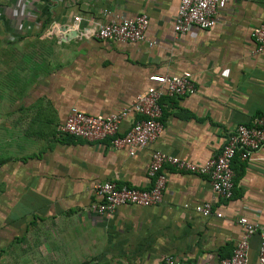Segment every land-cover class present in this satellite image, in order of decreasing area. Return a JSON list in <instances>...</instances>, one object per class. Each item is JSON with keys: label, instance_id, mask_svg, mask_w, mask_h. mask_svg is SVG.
Returning <instances> with one entry per match:
<instances>
[{"label": "crops", "instance_id": "obj_1", "mask_svg": "<svg viewBox=\"0 0 264 264\" xmlns=\"http://www.w3.org/2000/svg\"><path fill=\"white\" fill-rule=\"evenodd\" d=\"M179 2L0 0V262L23 260L31 244L54 257L66 252L72 264H164L166 257L219 264L242 235L239 218L264 224V144L248 160L234 158L231 200L217 197L208 178L166 167L159 205H125L112 215L89 208L96 183L147 189L154 151L202 164L236 127L263 114L264 52L250 34L264 24V0H228L213 28L185 35L173 30ZM138 15L148 17L155 46L93 36L110 18ZM185 72L192 93L161 99L163 131L132 157L108 140L58 132L72 108L117 113L157 86L155 78ZM138 119L127 113L120 133ZM205 203L222 217L196 213ZM248 245V264H258L259 236Z\"/></svg>", "mask_w": 264, "mask_h": 264}, {"label": "built area", "instance_id": "obj_2", "mask_svg": "<svg viewBox=\"0 0 264 264\" xmlns=\"http://www.w3.org/2000/svg\"><path fill=\"white\" fill-rule=\"evenodd\" d=\"M227 2L228 0H180L173 24L174 32L185 35L191 28L200 30L213 28ZM103 15L108 16L110 12L104 10ZM74 21L79 22L80 18L75 17ZM147 27L146 15L133 18L113 17L97 25L93 36L101 41L124 44L147 42L148 46H155L156 42L149 41L146 37ZM250 37L256 43V51L264 52V24L253 28ZM154 80L157 86L147 88L135 97L130 107L117 113L91 116L77 108H72L64 123L58 128V132L87 142L108 140L110 148L125 149L129 156H134L137 150L151 145L163 131L161 99L163 97L181 98L193 91L192 78L188 72L178 76H160ZM130 112L139 116V119L121 134L122 118ZM263 144L264 111L253 120L252 126L236 127L228 135L219 153L202 164H193L160 151H154L147 169L150 183L147 189L117 187L111 182L96 183L93 186V193L97 201L89 208L98 215H112L117 208L125 205L143 208L159 205L167 184L166 167L208 178L217 197L231 200L234 176L231 165L234 158L248 160L250 155L259 150ZM194 210L204 218L211 215H215L218 219L222 217L220 213L211 212L210 203L198 205ZM237 224L242 229V235L231 257L222 260L219 264H248V243L253 235H258L261 240L257 263L264 264V224H252L244 217L239 218ZM163 262L164 264H186L172 257L164 258Z\"/></svg>", "mask_w": 264, "mask_h": 264}, {"label": "rangeland", "instance_id": "obj_3", "mask_svg": "<svg viewBox=\"0 0 264 264\" xmlns=\"http://www.w3.org/2000/svg\"><path fill=\"white\" fill-rule=\"evenodd\" d=\"M2 81L3 78L0 76V84ZM52 253L56 254V256L54 257V255H51L50 252L41 251L36 249V247H33L31 244H28L22 253L24 255V259L21 261L17 260L16 264H72L67 263L64 259L66 252H61L59 255L56 252ZM18 257L19 254L16 258L18 259ZM0 264L4 263L1 261Z\"/></svg>", "mask_w": 264, "mask_h": 264}, {"label": "water", "instance_id": "obj_4", "mask_svg": "<svg viewBox=\"0 0 264 264\" xmlns=\"http://www.w3.org/2000/svg\"><path fill=\"white\" fill-rule=\"evenodd\" d=\"M72 35L75 36V33H72ZM67 37H68V35L66 34V35H65V38H67Z\"/></svg>", "mask_w": 264, "mask_h": 264}]
</instances>
